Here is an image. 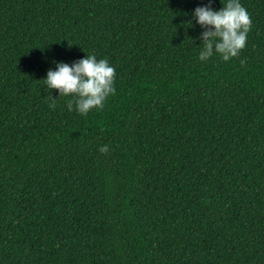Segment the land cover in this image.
I'll return each mask as SVG.
<instances>
[{
  "label": "trees",
  "instance_id": "trees-1",
  "mask_svg": "<svg viewBox=\"0 0 264 264\" xmlns=\"http://www.w3.org/2000/svg\"><path fill=\"white\" fill-rule=\"evenodd\" d=\"M240 3L245 48L205 62L209 0H0V264H264V0ZM86 55L115 95L82 116L43 79Z\"/></svg>",
  "mask_w": 264,
  "mask_h": 264
},
{
  "label": "clouds",
  "instance_id": "clouds-1",
  "mask_svg": "<svg viewBox=\"0 0 264 264\" xmlns=\"http://www.w3.org/2000/svg\"><path fill=\"white\" fill-rule=\"evenodd\" d=\"M192 15L196 18V23L204 29L198 37L203 45L199 53L201 61L206 62L218 55L227 62L237 57L245 48L252 20L240 0H227L218 11L212 10L209 0L208 5L197 7ZM115 78L116 70L107 59L97 60L95 55H86V58L71 66L57 62L56 70L49 69L43 80L49 92L56 89L59 97H71L67 101L69 112L75 110L78 114L87 116L94 109L102 110L108 97L115 95ZM49 107L55 108V103ZM99 151L106 155L109 146H101Z\"/></svg>",
  "mask_w": 264,
  "mask_h": 264
}]
</instances>
